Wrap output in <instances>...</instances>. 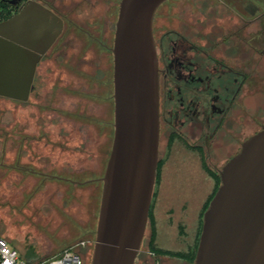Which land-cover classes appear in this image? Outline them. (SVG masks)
Masks as SVG:
<instances>
[{"label": "rangeland", "instance_id": "374dc122", "mask_svg": "<svg viewBox=\"0 0 264 264\" xmlns=\"http://www.w3.org/2000/svg\"><path fill=\"white\" fill-rule=\"evenodd\" d=\"M41 1L65 28L40 61L29 99L0 96V235L31 263L75 246L91 264L114 138L110 47L120 0ZM160 157L156 243L188 252L217 181L178 145L162 143ZM150 235L148 222L135 264H190L154 254Z\"/></svg>", "mask_w": 264, "mask_h": 264}, {"label": "water", "instance_id": "95a60500", "mask_svg": "<svg viewBox=\"0 0 264 264\" xmlns=\"http://www.w3.org/2000/svg\"><path fill=\"white\" fill-rule=\"evenodd\" d=\"M164 1H120L112 47L114 138L91 264H135L146 234L160 161L153 19ZM62 27L60 17L37 0L0 21V96L29 99L38 65ZM220 177L193 264H264V125L224 164Z\"/></svg>", "mask_w": 264, "mask_h": 264}, {"label": "flooded vegetation", "instance_id": "af4514ba", "mask_svg": "<svg viewBox=\"0 0 264 264\" xmlns=\"http://www.w3.org/2000/svg\"><path fill=\"white\" fill-rule=\"evenodd\" d=\"M37 1L63 22L54 45L65 20ZM153 34L159 156L162 143L178 145L198 157L201 172L220 177L264 125V0H165L155 12Z\"/></svg>", "mask_w": 264, "mask_h": 264}, {"label": "trees", "instance_id": "16d2710c", "mask_svg": "<svg viewBox=\"0 0 264 264\" xmlns=\"http://www.w3.org/2000/svg\"><path fill=\"white\" fill-rule=\"evenodd\" d=\"M18 5H14L11 3V0H0V21H4L8 18H10L12 15L18 12L19 10ZM161 159L159 161L158 165V171H157V179H156V186H155V191H154V196H153V202L152 206L150 209V214H149V222L151 224V235L149 239V249L152 251L154 254L159 255V256H171L175 258L182 259L190 264H193L195 257H196V251L199 243V238L200 234L202 231V224H203V215L206 209L208 208L210 201L214 197L216 191L218 190L220 184H221V177H215L217 181V186L215 187V190L211 193L209 198L204 204L203 211H202V218H201V224L199 225V230L197 234V239L195 242V246L190 248L188 252H183V251H174V250H169V249H164L161 248L157 245L156 243V238H157V225H156V220L154 217V206H155V196H156V188H157V183L159 181L160 177V168H161ZM27 260L31 259L30 255H26L25 257Z\"/></svg>", "mask_w": 264, "mask_h": 264}, {"label": "built area", "instance_id": "2783aa9c", "mask_svg": "<svg viewBox=\"0 0 264 264\" xmlns=\"http://www.w3.org/2000/svg\"><path fill=\"white\" fill-rule=\"evenodd\" d=\"M81 245L85 246V243L82 242ZM0 264H86V261L76 247L72 246L64 249L58 255L31 263L22 258L20 252L0 235Z\"/></svg>", "mask_w": 264, "mask_h": 264}]
</instances>
